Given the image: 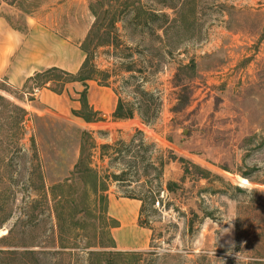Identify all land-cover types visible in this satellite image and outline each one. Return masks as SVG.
<instances>
[{
    "label": "rangeland",
    "instance_id": "1",
    "mask_svg": "<svg viewBox=\"0 0 264 264\" xmlns=\"http://www.w3.org/2000/svg\"><path fill=\"white\" fill-rule=\"evenodd\" d=\"M91 5L108 33L93 62L135 116L80 125L27 108L42 82L0 79V264H264V0H0V15L22 28L27 14H75L86 38ZM83 131L106 178L96 204L89 182L67 185ZM75 192L88 208L73 211ZM131 203L151 235L123 250Z\"/></svg>",
    "mask_w": 264,
    "mask_h": 264
},
{
    "label": "crops",
    "instance_id": "2",
    "mask_svg": "<svg viewBox=\"0 0 264 264\" xmlns=\"http://www.w3.org/2000/svg\"><path fill=\"white\" fill-rule=\"evenodd\" d=\"M66 3V2H65ZM61 7L64 5L58 4ZM14 7V5H8ZM7 12V11H6ZM77 16L52 14H27L22 28L14 26L6 15H0V79L14 88H23L27 80L36 73L51 67L76 73L84 59L81 48L84 33L77 38ZM88 100L90 105L101 113L111 116L116 110L117 99L110 86L88 81ZM80 82L67 83L62 93H56L49 87H42L35 92V100H26L28 109L53 111L60 115L74 118L83 125L86 121L73 114L81 108L79 92L83 89ZM73 119V120H74ZM137 203V202H136ZM130 207L121 208L122 226L118 232V246L123 250L138 249L149 243L151 230L134 224L139 218L141 204L131 203ZM137 231V232H136ZM149 231V232H148ZM145 241H137L136 234L147 235Z\"/></svg>",
    "mask_w": 264,
    "mask_h": 264
},
{
    "label": "trees",
    "instance_id": "3",
    "mask_svg": "<svg viewBox=\"0 0 264 264\" xmlns=\"http://www.w3.org/2000/svg\"><path fill=\"white\" fill-rule=\"evenodd\" d=\"M91 11L95 16V22L90 29L87 37L83 41L81 48L85 53V59L80 67V69L76 73H71L65 71L58 67H51L44 71L36 73L33 77L27 80H38L42 82V84H38V87H49L52 91L56 93H62L65 89L67 83L70 82H80L83 84V90L79 92V100L81 102V108L79 110H73V114L83 118L86 122H96L100 119V111H96L89 103L88 100V81L90 80H98L100 85L110 86L108 82L109 75L105 71L98 69V67L94 64L93 58L95 56V51H91L90 47L92 42L97 38L100 33L107 32L103 31L106 29L105 22L103 21L101 6H93L91 5ZM115 18L110 21L107 25L109 28L117 29ZM101 41V40H100ZM106 41V40H104ZM107 42V41H106ZM103 40L99 42V45H102ZM127 71H132V69L128 68ZM101 75L102 80L97 78V76ZM140 94H148L146 90L143 89V86H139ZM134 103L126 102L123 99L119 98L117 107L115 112L113 113V117L115 120H125L131 119L135 116V107ZM27 112L25 111V114ZM142 121L146 124H152L157 116H146L144 114H140ZM92 137L89 131H83L82 133V142L80 149V157L78 162L75 165V170L73 172L74 179L67 180V185L71 186L70 189L77 190L78 187L84 185L86 188L88 182L92 185V193L94 195L93 203L96 204L97 201H105L106 197L104 196L105 187V177H102L99 172L93 166V162L91 159V154L88 152L89 145L91 144ZM104 149L107 148V145L102 146ZM115 179H119L118 175L114 176ZM77 192L73 193L69 199V203L72 205V209L75 212H78L83 207L88 208V204L85 206H81L79 202L80 196L76 195ZM114 247V246H113ZM104 256L111 254V251H104ZM94 253V252H91ZM100 253V252H99ZM95 252V254H99ZM106 263L112 264L111 261H107Z\"/></svg>",
    "mask_w": 264,
    "mask_h": 264
},
{
    "label": "clouds",
    "instance_id": "4",
    "mask_svg": "<svg viewBox=\"0 0 264 264\" xmlns=\"http://www.w3.org/2000/svg\"><path fill=\"white\" fill-rule=\"evenodd\" d=\"M231 223V222H230Z\"/></svg>",
    "mask_w": 264,
    "mask_h": 264
}]
</instances>
